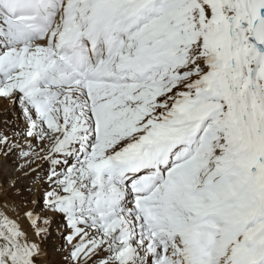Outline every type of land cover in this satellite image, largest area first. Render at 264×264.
<instances>
[{"label":"snow or ice","instance_id":"obj_1","mask_svg":"<svg viewBox=\"0 0 264 264\" xmlns=\"http://www.w3.org/2000/svg\"><path fill=\"white\" fill-rule=\"evenodd\" d=\"M0 264H264V0H0Z\"/></svg>","mask_w":264,"mask_h":264}]
</instances>
